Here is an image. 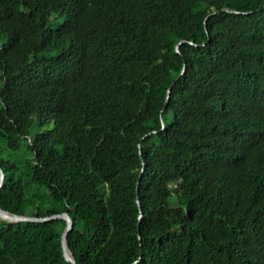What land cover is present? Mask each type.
Here are the masks:
<instances>
[{"label": "trees", "instance_id": "obj_1", "mask_svg": "<svg viewBox=\"0 0 264 264\" xmlns=\"http://www.w3.org/2000/svg\"><path fill=\"white\" fill-rule=\"evenodd\" d=\"M0 167L77 264H264V0H0ZM66 226L0 218V264Z\"/></svg>", "mask_w": 264, "mask_h": 264}, {"label": "water", "instance_id": "obj_2", "mask_svg": "<svg viewBox=\"0 0 264 264\" xmlns=\"http://www.w3.org/2000/svg\"><path fill=\"white\" fill-rule=\"evenodd\" d=\"M229 12H234V11H229ZM185 42L186 41L183 40V41L179 42V44L176 46V51L178 53L180 52L179 46ZM185 71H186V66H184V69H183L180 76H182L185 73ZM179 78L174 82V84L179 80ZM171 92H172V90L170 88L168 91L167 101H169L171 98ZM163 123H164V121H163ZM139 146L141 147V144H139ZM140 150H139V152L142 155V152ZM144 168H145V166H144ZM143 171H144V169L142 170V174H143ZM5 177L6 176H5L4 170L0 167V188L3 186V184L5 182ZM138 193H139V187H138ZM137 202H138V205L140 208V220H142L143 211L141 208V202H140L139 198L137 199ZM0 218L4 221L11 222V223H17V222H49V221H55V220H65L67 222V226H66V229L64 230V232L62 234V247H63V251H64V256L70 264H77V260L75 259L74 255L72 253V250L70 248V244H69V234L75 228L74 219L69 214V212H64L61 214H58V213L50 214V215H46V216L20 215V214L11 213L7 210H4L0 205ZM139 239H141L140 234H139Z\"/></svg>", "mask_w": 264, "mask_h": 264}, {"label": "rangeland", "instance_id": "obj_3", "mask_svg": "<svg viewBox=\"0 0 264 264\" xmlns=\"http://www.w3.org/2000/svg\"><path fill=\"white\" fill-rule=\"evenodd\" d=\"M53 17H54V14L53 13L48 16L49 19L50 18H53ZM32 216H36V215H32Z\"/></svg>", "mask_w": 264, "mask_h": 264}]
</instances>
